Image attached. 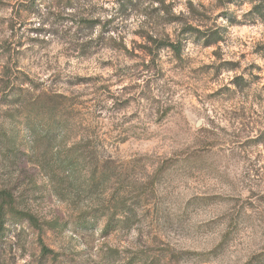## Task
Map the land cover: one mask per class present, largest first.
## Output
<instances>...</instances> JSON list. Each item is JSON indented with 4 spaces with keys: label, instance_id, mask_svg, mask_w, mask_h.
<instances>
[{
    "label": "rangeland",
    "instance_id": "1",
    "mask_svg": "<svg viewBox=\"0 0 264 264\" xmlns=\"http://www.w3.org/2000/svg\"><path fill=\"white\" fill-rule=\"evenodd\" d=\"M251 7L0 0V190L39 222L6 224L0 264H264ZM49 117L63 130L33 143Z\"/></svg>",
    "mask_w": 264,
    "mask_h": 264
},
{
    "label": "trees",
    "instance_id": "2",
    "mask_svg": "<svg viewBox=\"0 0 264 264\" xmlns=\"http://www.w3.org/2000/svg\"><path fill=\"white\" fill-rule=\"evenodd\" d=\"M243 1V0H242ZM252 2L251 12L257 17L263 16L264 10V0H247ZM188 30H192L195 34L202 35L204 32L196 28L187 27ZM219 37L218 32L211 31L207 35V41L214 42ZM166 46L170 47L174 54L178 55L180 52V41L164 43ZM37 124H40L39 122ZM63 130V127L55 120L49 117V121L46 125H37V128L32 130L33 132V143H51L55 140ZM86 218V217H83ZM28 220V222L34 227H39V222L34 217L27 215L19 210H17L13 205L12 194L8 190H0V238L4 235L7 223H18L21 220ZM94 219L89 217L88 219H82L83 224L88 226L93 223ZM112 226V218H108L107 223L104 228L106 230L110 229ZM43 252L45 247L42 248Z\"/></svg>",
    "mask_w": 264,
    "mask_h": 264
}]
</instances>
